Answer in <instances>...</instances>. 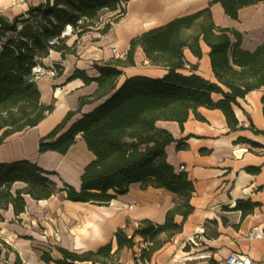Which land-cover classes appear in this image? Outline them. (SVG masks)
<instances>
[{
    "label": "trees",
    "instance_id": "16d2710c",
    "mask_svg": "<svg viewBox=\"0 0 264 264\" xmlns=\"http://www.w3.org/2000/svg\"><path fill=\"white\" fill-rule=\"evenodd\" d=\"M127 2L44 0L12 19L0 13V144L9 135L37 125L54 108L52 103L41 102L33 69L45 67L43 59L52 51L59 53L62 59L75 55L78 41L84 35L93 31L99 35L107 33L112 23L125 14ZM214 2L220 3L226 15L237 19L240 8L264 0H211L202 9L132 36L122 57L93 64L96 77L80 69L69 76L68 80L80 78L85 84L94 81L96 89L90 95L81 96L77 106L39 138L38 151L64 154L79 134L93 159L81 173L78 190L63 181L58 185L52 178L57 175L55 172L44 170L30 160L0 162V222L4 221L2 212L9 207L15 217L25 211V196L43 200L62 192L70 201L107 205L117 195L126 193L132 183L142 188H163L174 195L162 223L141 219L130 234L129 220L117 227L115 249L112 242L81 252L58 246L60 258H53L44 251L39 256L42 262L120 264L121 250L132 249L135 237H139L145 245L138 256L133 255L134 264L144 263L182 231V222L193 211L190 198L194 184L185 171H175L168 163L165 147L176 140L168 130L158 127L157 122L175 121L181 126L190 112L203 120L197 109L205 107L219 109L230 130L243 129L233 105H238L237 99L249 91L264 88V41L253 50L243 49L239 31L214 24L210 12V4ZM104 14L110 15L107 21L102 20ZM67 27L70 33L63 35ZM70 36L75 39L68 44ZM200 40L209 47L210 66L216 81L196 73V65L190 66L191 73L182 72L186 66L184 49L188 48L200 58ZM138 47L149 64L166 69L162 77L137 74L121 79L123 68L135 65L134 54ZM52 67L55 76L62 73L60 63H53ZM214 93L221 97L214 100ZM98 100L102 101L66 126L81 112L83 105ZM248 128L260 133L251 123ZM236 142L264 148L244 137ZM176 146L182 148L184 144L178 140ZM247 170L257 172L258 168ZM255 205L249 200H238L233 209L240 210L243 216ZM177 215L182 217L181 223L175 222Z\"/></svg>",
    "mask_w": 264,
    "mask_h": 264
},
{
    "label": "crops",
    "instance_id": "0c3cea01",
    "mask_svg": "<svg viewBox=\"0 0 264 264\" xmlns=\"http://www.w3.org/2000/svg\"><path fill=\"white\" fill-rule=\"evenodd\" d=\"M131 1L126 3L123 17L112 23L107 33L98 35L95 42L85 44L84 35L81 38L84 42L77 46L75 55L69 54L62 59L59 53L52 51L43 59L44 69H50L53 63H60L63 67L60 75L41 73L36 78L41 102L52 103L54 108L34 127L9 135L0 144V162L30 160L44 170L55 172L57 175L52 178L56 179L58 185L63 181L78 190L81 173L85 165L93 159V154L79 134L64 154L56 151H38L39 138L60 122L67 111L73 110L81 96L90 95L96 89L94 81L85 84L80 78L68 80L69 76L75 69H80L88 76L96 77L97 72L93 64L118 57L121 52L126 51L132 36L162 25L175 17L202 9L211 2L140 0L137 10L128 14L127 6ZM10 2L11 0H0V13L12 19L20 14L21 10L15 7L9 9ZM38 3L39 0H27L21 5L22 11ZM262 3L264 2L240 8L237 19H233L224 13L220 3L214 2L210 4L211 18L218 26L239 31L242 36L241 47L253 50L264 41V9L259 6ZM74 39L75 37L71 36L68 44ZM200 47V58L188 48L184 49L186 66L182 72L191 73L190 66L196 65V73L216 81L210 66L209 47L202 40ZM113 48L115 50H112ZM134 62V66L123 68L121 79L137 74L162 77L166 73L165 68L149 64L140 47L135 51ZM263 93L264 88L251 90L244 97L237 99L238 105H233L238 124L243 129L230 130L219 109L205 107L197 109L203 120L197 119L194 113L190 112L181 126L175 121L157 122L158 127L168 130L176 140L165 147L168 163L175 171H185L194 184V192L190 198L193 211L183 222L181 216H175V222H182V231L155 251L148 262L138 264H224L225 258L232 252L248 254L252 264H264V238L249 240L246 237L251 227L264 225V148L236 142L239 137H244L264 145ZM212 97L217 100L221 96L214 93ZM101 101L83 105L81 112L75 114L66 126ZM250 123L260 133L249 129ZM178 140L184 147L177 148ZM250 167H257L258 171L250 172L247 170ZM25 200L26 209L23 213L15 217L9 207L2 212L4 221L0 223L9 222L13 218L22 219L31 207L45 208L42 215L45 234L42 238L54 254V251L58 252V246L81 252L95 250L107 242H112V249H115L114 231L117 227L124 226L126 220H129L130 234L141 219L147 218L155 223H162L166 211L173 204L174 195L163 188H142L138 183H132L126 193L117 195L107 205L70 201L64 198L62 192L43 200H33L25 196ZM238 200H249L256 205L250 213L242 216L240 210L233 209ZM17 227L16 224L12 229L15 231L13 234L16 233ZM139 239L135 237L132 249L121 250L120 264H134L133 255L139 254V249L136 248ZM18 245L19 242L16 241L14 249L23 255ZM51 256L53 257L52 254ZM39 261L43 264H53L44 263L40 258Z\"/></svg>",
    "mask_w": 264,
    "mask_h": 264
},
{
    "label": "rangeland",
    "instance_id": "374dc122",
    "mask_svg": "<svg viewBox=\"0 0 264 264\" xmlns=\"http://www.w3.org/2000/svg\"><path fill=\"white\" fill-rule=\"evenodd\" d=\"M26 1L27 0H25V2ZM41 1L42 0H39V2ZM140 3V0H132L127 6L128 14H131L133 11L137 10V8L140 6ZM259 6L260 9H264V3L260 4ZM12 7L18 8L19 11L21 10L19 13H23V7L12 5L10 2L8 8L10 9ZM108 18H110V15L104 14L102 16L103 21H107ZM98 35L99 34L95 31L85 35V44L95 42V38ZM83 42L84 39H81L78 41V45H82ZM98 48L103 49V47ZM112 50L115 49L113 48ZM52 66L51 68H53ZM46 71L47 69H44V67H39V71L36 74L37 76H39L41 73L48 74ZM54 73H56L55 70ZM44 209L45 208L43 207H31L28 210L29 212L24 217H22V219L13 218L9 222H5L3 224L0 223V264H43L39 261V256L41 252L44 251L49 253L51 252L55 258H60V254L56 251H54L55 253L53 254V250L47 247L48 245L45 243L46 241L42 238V236L45 234V228L42 224V215L45 213ZM16 224L18 226V234L17 231L15 234H13L15 231L13 232L12 229ZM34 240H36L38 243H36ZM16 241L19 242L18 246L21 252H23V255H21L22 253H17L14 249V243ZM144 245L145 244L140 238L138 244L136 245V248L139 249L138 253H140V248Z\"/></svg>",
    "mask_w": 264,
    "mask_h": 264
},
{
    "label": "built area",
    "instance_id": "2783aa9c",
    "mask_svg": "<svg viewBox=\"0 0 264 264\" xmlns=\"http://www.w3.org/2000/svg\"><path fill=\"white\" fill-rule=\"evenodd\" d=\"M44 1V0H42ZM25 3V0H11L12 5L21 6ZM124 52H121L118 57H122L124 55ZM48 74L54 76V70L53 68L47 69L46 71ZM246 237L249 240L255 239V238H264V225H257L250 228V230L247 232ZM189 241L193 242L192 239H189ZM224 264H252L251 258L246 253L241 252H232L230 253L224 260Z\"/></svg>",
    "mask_w": 264,
    "mask_h": 264
},
{
    "label": "water",
    "instance_id": "95a60500",
    "mask_svg": "<svg viewBox=\"0 0 264 264\" xmlns=\"http://www.w3.org/2000/svg\"><path fill=\"white\" fill-rule=\"evenodd\" d=\"M70 33V28L67 27L64 32H63V35H68ZM34 73H37L39 71L38 67L34 68L33 69Z\"/></svg>",
    "mask_w": 264,
    "mask_h": 264
},
{
    "label": "bare ground",
    "instance_id": "6f19581e",
    "mask_svg": "<svg viewBox=\"0 0 264 264\" xmlns=\"http://www.w3.org/2000/svg\"><path fill=\"white\" fill-rule=\"evenodd\" d=\"M39 69V68H38Z\"/></svg>",
    "mask_w": 264,
    "mask_h": 264
}]
</instances>
